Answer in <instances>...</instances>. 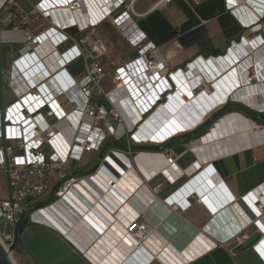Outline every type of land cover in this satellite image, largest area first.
I'll return each instance as SVG.
<instances>
[{
    "label": "built area",
    "instance_id": "1",
    "mask_svg": "<svg viewBox=\"0 0 264 264\" xmlns=\"http://www.w3.org/2000/svg\"><path fill=\"white\" fill-rule=\"evenodd\" d=\"M171 1L160 0L157 5ZM184 1L193 9L200 3V0ZM133 2L0 0V45L22 43L20 49L12 53L9 65L0 66V176L6 182V195L0 196V241L7 249L14 244L15 235L5 228L16 225L22 218L33 221L44 210L35 207V202L51 191V175L55 171L60 173L58 180H61L55 195L59 200L67 201L78 185L97 182L95 178L109 157L119 159L121 154L134 160L140 152L133 155L132 147L162 146L171 138L192 131L177 132L156 143L142 141L141 126L152 115L165 105L169 106L171 100L179 99L177 93L191 91L199 96L205 86L212 84L207 73L213 72H194L196 65L203 63L198 60H205L204 57H197L182 68L171 69L159 47L148 39L135 21ZM243 7L231 10L241 24L263 28L264 11L256 14ZM106 22L134 49L133 57L121 61L108 72L103 67L108 45L97 32V28ZM248 39L243 37L240 42H233L224 56L231 50L238 51L240 46L246 49L242 43L255 42L258 48L264 47L263 36ZM78 59L84 61V69L79 77H75L68 71V66ZM239 59L237 65L228 67L224 73L229 74V87L264 81L263 65L252 61L244 67ZM107 75L113 83L108 91L102 86ZM4 84L12 92L13 99L3 104L1 91ZM252 120L264 130V124ZM109 137L115 141L124 139L127 147L107 150L90 175L66 174L71 160L81 161L86 153L99 152ZM147 152L161 153L167 158L168 165L175 168L171 172L174 182L185 175L196 174L203 163L197 158L191 165L197 164L194 171H178L177 160L181 154L168 155L163 150ZM218 177L220 182L222 178ZM112 182L111 190H114L115 181L110 178L109 184ZM215 186L216 194L214 187L201 190L193 181L186 182L173 192L178 194L175 200L171 201V194L164 201L171 209H185L195 200L213 210L229 202V221L223 223V232L221 227L215 230L221 235L209 243L207 250L226 242L240 245L256 236L253 247L264 259V182L238 198L218 183ZM141 214L145 217V213ZM141 214L129 221L124 229V234L136 244L153 235L149 230L150 223L140 220ZM215 219L216 215L211 222ZM143 258L144 262L141 259L140 262H150Z\"/></svg>",
    "mask_w": 264,
    "mask_h": 264
},
{
    "label": "crops",
    "instance_id": "2",
    "mask_svg": "<svg viewBox=\"0 0 264 264\" xmlns=\"http://www.w3.org/2000/svg\"><path fill=\"white\" fill-rule=\"evenodd\" d=\"M158 1L160 0H134V19L147 34L148 39L159 47L160 52L167 58L171 69L182 68L197 57H204L206 60L208 57L223 56L228 52L233 42L238 43L243 37L251 39L256 35H261L264 38V26L263 28L245 27L231 11L243 5L244 9H252L254 13L259 14L264 11V0H232L231 3L229 0H200L199 5L194 9L184 0H172L164 5H157ZM106 23L99 26L97 32L107 43L108 38L103 29ZM262 23L264 25V16ZM123 41L126 42L124 39ZM255 44V42L242 43L244 47L246 46L244 50H247L249 55L246 57L247 53H244L243 59L239 57V62L242 61L241 64L245 67L249 62L253 61L254 64L258 61L263 65L264 71V47L260 49ZM14 49L15 46H11V44L0 45V66L2 68L9 65L12 53L17 52L20 48L17 51ZM126 59L128 58H121V56L116 60L113 59L107 72L112 71L114 66ZM236 62L234 60L230 67L237 65L238 62ZM242 65H238V67L241 68ZM218 66L217 69L221 74H216L218 71L216 63L215 68L211 66V71L215 76L212 77L213 73L207 74L214 82L205 86V90L213 91L217 95L226 94L227 91H230V94L240 95L241 98L229 97V101L233 99V103L247 106L264 114V107L263 109L256 108L244 99L251 94L257 95L264 104V81H253L245 86L241 84L232 88L229 87L230 83L227 78L229 74L224 75L228 68L224 70L221 65L218 64ZM83 69L84 61L82 59H78L68 66V71L75 77H79ZM225 86H228L229 89ZM203 97L207 99V96L203 95ZM1 99L3 104L13 99V94L6 84L3 85ZM225 103L217 106L211 113L221 108ZM231 113H238L245 120L250 119L253 122L240 109L228 114L231 115ZM167 117V121H169L171 115L167 114ZM156 119L159 118L156 117ZM242 126L243 120L238 118L235 125L236 132H239L238 128L240 131L241 129L244 131ZM212 127L205 135L199 137L200 139H194L196 142L194 140L185 142L184 135L186 133H184L171 138L163 147V151L168 155L181 154L177 165L182 171L192 168L191 165L197 158L203 162L201 169L196 174L185 175L176 182L172 180L174 176L172 171L154 172L153 166H156V163L148 155L142 154L135 160L118 159L117 157L113 159L111 156L105 161V165L111 163L119 169L124 165L125 169H123L126 171H101L97 175L100 181L96 177L97 182L95 180L93 182L96 185L95 190L86 183L78 185L75 187L74 193H71L70 200L66 201L56 197L54 191L61 181L58 180L60 173L58 171L52 173L53 187L51 191L35 202V207L44 208V210L33 221L27 218L28 222L18 236L14 252L17 254L19 263L144 264L140 262V259L143 261L145 259L143 257H146L150 260L147 264H264V259L253 247L257 240L256 236L240 245L226 242L207 250L209 243L216 241L218 235H221L215 230L221 227L223 232V223L229 221V202L223 207L213 210L209 205L195 200L185 209L180 207L171 209L169 203L164 201L186 182L193 181L201 190L214 187L215 194L217 188L215 184L218 183L219 187L228 189L236 198L245 195L264 182V141L236 150L226 149L217 154V150H214L212 145L210 148L198 145L205 141V137L211 132ZM231 134L229 132V135ZM114 143L115 140L109 137L99 152L86 153L81 161L71 160L66 174L78 177L92 174L103 155L105 145H109L107 149L109 150L113 147L116 148ZM210 150L212 154L209 153ZM95 158L99 159L98 163L89 165ZM131 167L135 171H128ZM119 175L125 176V185H117ZM218 175L222 178L220 182H218ZM110 178L115 181L114 190H111L114 182L109 184ZM5 187V179L0 176V196L2 197L6 195ZM83 191L88 192L95 200L88 198ZM177 195V193L173 194L170 198L171 201L175 200ZM43 203L46 204L40 206ZM61 206L70 210L72 208L77 211L81 210L80 217H87L81 221L80 217H75V214L72 213L73 210L70 211L72 217L68 216L70 215L69 211L63 209L66 212L65 215L57 208L60 209ZM54 207L56 214L53 217L57 223L49 219V222L47 219L45 220L48 209H54ZM141 213H145V217ZM139 214H141V221L147 220L150 223L149 230L153 232V235L138 244L131 239L135 243L132 248V242L126 238L124 229L129 221L139 217ZM56 215L64 224L56 218ZM214 215H216V219L211 222ZM10 228L11 230L8 231L15 235L16 225ZM252 229L254 228L252 227ZM205 249L206 251H203ZM181 253H189L190 259L183 262ZM163 257L165 259H162Z\"/></svg>",
    "mask_w": 264,
    "mask_h": 264
},
{
    "label": "bare ground",
    "instance_id": "3",
    "mask_svg": "<svg viewBox=\"0 0 264 264\" xmlns=\"http://www.w3.org/2000/svg\"><path fill=\"white\" fill-rule=\"evenodd\" d=\"M249 40L250 39H248L247 41H249ZM238 48H239L238 51L237 50L236 51L231 50L230 53L228 54L229 56L223 55L224 57H222L221 59L220 58H216L213 60L210 59L212 61H208V62L206 60H201V61H203V63L201 65H196V68H195L196 71H194L195 69L193 71L198 72V71L202 70L204 73L207 72L208 70L211 71V66H213V68H215V63H216V69L219 67L218 66V64H219L225 70L226 68L230 67V64L234 60L239 59V57H243L244 53H247L246 52L247 50H244L243 47L240 46ZM221 62H223V63H221ZM198 63H199V61H198ZM218 73H220V71ZM213 76H214V74L212 75V77ZM207 78L211 81V76L210 77L207 76ZM211 82H214V81H211ZM236 85H238V84H236ZM236 85H234L233 88H235ZM217 86L220 87L218 84H217ZM204 93L207 95V99H206V97H203V92H201L199 94V96H197L196 94H193L191 91L181 93V94L177 93V95H179L177 97H179L180 100L176 99L177 100L176 102L174 99H173L174 101L171 100L169 106L165 105V107L160 108L154 115H152L141 126L140 131L142 133H144L142 135V141H146L147 143H151V142L156 143V142H160L161 140L165 139L166 137H170L172 134L176 135L175 133H177V132L180 133L183 131L193 130L196 128V126L200 125L206 119V117L217 106L224 104L225 102L229 101V97H234V98L240 97V95H234L232 93L230 94V91H227L226 94H223V95H217V94H214L213 91H206V90L204 91ZM180 95H182L181 96L182 98L180 97ZM244 99L249 104H251L252 106H255L256 108L258 107L259 109H263V107H264L263 102L260 100V98L257 95L251 94L248 97H245ZM177 102H179V103H177ZM179 105H181L180 108H179ZM167 114L171 115V117L169 118V121H167V119H168ZM156 117H158L159 119H156ZM176 118H179V121H177ZM238 118L243 120V126L242 127L245 129L244 131L242 129L240 131V128H238L239 132H236L237 128H235V125L238 121ZM138 119H139V117H136V120H138ZM173 123H175V124H173ZM167 124H169V126H167ZM254 125H255L254 122H252L250 119L245 120L238 113H231V115L228 114L225 117H222L221 120L217 121L215 123V125H213L211 132H209L208 135L206 134L207 136L205 137V141L204 142L201 141L202 143L198 144V145H203L202 147L206 146L207 148H210V145H212L214 150H217L216 153L218 154V152H220V151L223 152L226 149H228L229 151L236 150V149H239L241 147L251 145V144L259 142V141H264V130H262L261 128H258L257 125H255V126ZM229 132L232 134L229 135ZM198 145H196V148H198ZM209 153L212 154L211 150ZM142 154L148 155L154 159V161L156 163V166H153L154 172H156V171H175V168L173 166L166 165V164H168V160L161 153L159 154V153H151V152H147V151H142L138 155H136L134 160L139 158ZM118 156L120 159L121 158H126L128 160L130 159L127 156L121 155V154H119ZM115 157H117V156H115ZM113 163H114V160H113ZM128 163H130V162H128ZM122 166H123V168L125 167L124 165H122ZM123 168L119 169L114 164L109 163V164H106L104 170L102 169L101 171H126V170H124L125 168L124 169ZM196 168H197V164L193 165L192 168H189L188 171H194ZM177 169H178V171H182L179 168V166L177 167ZM128 171H135V170L133 169V167H131ZM98 177L96 179H98ZM119 177L120 178L117 179V182H116L117 185L118 184L119 185H125V183H126L125 176L119 175ZM86 184L89 187H93V189L95 190L94 187L96 185L93 183V181H90V183L87 182ZM82 190H84V189H82ZM83 192L86 194V196L88 198L90 197L92 200H95L93 198V196L90 195L88 192H86V191H83ZM61 207H60V209H61ZM57 208L60 212H64V214L66 212L63 209H66L69 212L71 210H73L72 213L75 214V217H80V214H81V210L80 211L78 210L79 211L78 212L77 210H75L72 207H70V208H72L71 210L68 209L67 207H64V208L62 207V210H60L59 207H57ZM55 214H56L55 207H54V209L49 208L48 211L46 212L45 217H47V218H45V220L49 219L50 221L55 222V219L53 217V215H55ZM68 216L73 217L71 212H70V215H68ZM85 217H87V216L80 217V220L83 221V219ZM56 218H58L57 215H56ZM58 219L61 222V219L60 218H58ZM49 220H48V222H49ZM73 220H75V219H73ZM55 223H57V222H55ZM61 223H63V222H61ZM69 224H71V223H69ZM85 225L87 226V224H85ZM126 238L132 242V240L130 238H128V237H126ZM88 242L92 243L90 240H88ZM192 242H194V241H192ZM134 244H135L134 242L131 243L132 248H134V246H132ZM169 251H171V250H169ZM181 258H182L183 262H185L187 259H190L189 253L188 254L187 253H185V254L181 253ZM162 259H165V258L163 257ZM175 259H177V258H175ZM178 261H180V260H178ZM180 263H181V261H180Z\"/></svg>",
    "mask_w": 264,
    "mask_h": 264
},
{
    "label": "trees",
    "instance_id": "4",
    "mask_svg": "<svg viewBox=\"0 0 264 264\" xmlns=\"http://www.w3.org/2000/svg\"><path fill=\"white\" fill-rule=\"evenodd\" d=\"M237 109H240L241 111L245 112V114L256 120L257 122L264 124V114L260 113L252 108H249L247 106L241 105V104H236L233 103L232 101H228L227 103H225V105H223L221 108L217 109L216 111H214L213 113L210 114V116L200 125H198L195 129H193L194 131L190 132V133H186L184 135V140L185 142H190L196 138H199L203 135H205L206 132H208L209 128L222 116H224L225 114H228L230 112H234ZM115 146L118 148H126L127 144L125 142V140H120V141H115ZM160 145H152V144H147V145H142V146H134V148L137 149H142V150H149V151H159L160 149ZM109 148V145L106 144L105 147L103 148V154L106 152V150ZM96 167L93 169L95 170ZM46 203L41 204L40 206H43ZM28 222L27 218H22L21 220H19V222H17L16 224V228H15V239H14V243L15 246L18 242V236L21 232V230L23 229V227L26 225V223ZM15 248V247H14Z\"/></svg>",
    "mask_w": 264,
    "mask_h": 264
},
{
    "label": "rangeland",
    "instance_id": "5",
    "mask_svg": "<svg viewBox=\"0 0 264 264\" xmlns=\"http://www.w3.org/2000/svg\"><path fill=\"white\" fill-rule=\"evenodd\" d=\"M103 29L107 35V38H108L107 39L108 40L107 41L108 52L105 54L106 60L103 63L104 69L107 71L109 69V67L112 65L113 59L116 60L119 56H121V58L133 57L134 49L129 44H127L126 42L123 41V39L121 38L118 31L110 23H106ZM121 42L122 43L124 42V43L122 44ZM21 46H22V43L15 44L14 50L17 51L18 48H20ZM102 86L104 87V89L106 91H108L112 88L113 83H112L111 77L109 75L104 77V79L102 81ZM165 145H167V144L165 143L164 145H162V147H164ZM161 150H163V148ZM141 151H149V150H145V149L142 150V149H137V148L132 147V154L133 155L138 154ZM98 161H99V159L95 158L89 165L96 164V163H98ZM8 230H11V228L6 227L5 231H8ZM3 240L7 245H9L8 244L9 242L4 237H3ZM10 247L11 246H9V248ZM10 257L13 260L14 264H20L18 261V258H17V254H16V252H14V249L10 252Z\"/></svg>",
    "mask_w": 264,
    "mask_h": 264
},
{
    "label": "water",
    "instance_id": "6",
    "mask_svg": "<svg viewBox=\"0 0 264 264\" xmlns=\"http://www.w3.org/2000/svg\"><path fill=\"white\" fill-rule=\"evenodd\" d=\"M216 74H221V73L216 72ZM203 95L207 96L205 93H203ZM14 247H15V243L10 248L7 249L0 241V264H14L13 260L10 257V252L14 249Z\"/></svg>",
    "mask_w": 264,
    "mask_h": 264
},
{
    "label": "snow or ice",
    "instance_id": "7",
    "mask_svg": "<svg viewBox=\"0 0 264 264\" xmlns=\"http://www.w3.org/2000/svg\"><path fill=\"white\" fill-rule=\"evenodd\" d=\"M229 2L231 3V2H232V0H229Z\"/></svg>",
    "mask_w": 264,
    "mask_h": 264
}]
</instances>
